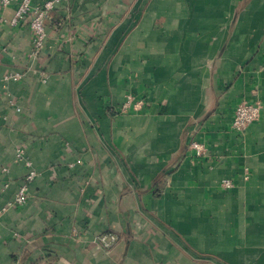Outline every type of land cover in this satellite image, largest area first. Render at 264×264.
Listing matches in <instances>:
<instances>
[{"label":"crops","instance_id":"1","mask_svg":"<svg viewBox=\"0 0 264 264\" xmlns=\"http://www.w3.org/2000/svg\"><path fill=\"white\" fill-rule=\"evenodd\" d=\"M16 9L0 1V264H264V0H66L40 47ZM241 102L262 110L237 131Z\"/></svg>","mask_w":264,"mask_h":264},{"label":"built area","instance_id":"2","mask_svg":"<svg viewBox=\"0 0 264 264\" xmlns=\"http://www.w3.org/2000/svg\"><path fill=\"white\" fill-rule=\"evenodd\" d=\"M3 5H10L13 3L17 4V9L12 22L14 24L18 23L21 19L30 16L31 17V26L35 31V43L36 47H40L46 37V19L49 15V12L54 9L58 4L64 2L66 0H45L42 3L34 4L33 0H0ZM21 75L19 73H10L5 76L6 79H19ZM143 100H134L133 96H129L127 100L124 102L122 106V111L127 112L128 110L134 108L139 109L143 106ZM18 110L21 108L18 107ZM262 105L260 103H251V102H241L237 105L233 118V127L237 131H244L250 124L254 121L258 120L261 116ZM191 147L195 150L197 155H205L206 154V145L199 141L193 140L191 143ZM18 158L21 160L24 158V151L20 149L18 151ZM29 165H31L30 161H27ZM36 176V170L30 169L27 180L22 184L19 192L14 201L10 202L9 205H13L14 203L23 204L27 201L28 198V185L29 181H31ZM223 184L227 187H233L235 184L226 179L223 181ZM117 240V236L113 233L103 234L100 236V241L106 247L111 248L114 246Z\"/></svg>","mask_w":264,"mask_h":264}]
</instances>
